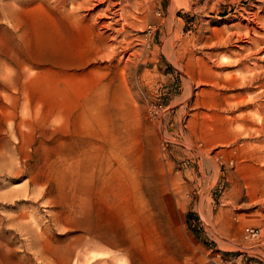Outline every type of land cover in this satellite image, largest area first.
<instances>
[{
  "label": "rangeland",
  "instance_id": "obj_1",
  "mask_svg": "<svg viewBox=\"0 0 264 264\" xmlns=\"http://www.w3.org/2000/svg\"><path fill=\"white\" fill-rule=\"evenodd\" d=\"M83 1L0 0V264H264V0Z\"/></svg>",
  "mask_w": 264,
  "mask_h": 264
},
{
  "label": "bare ground",
  "instance_id": "obj_2",
  "mask_svg": "<svg viewBox=\"0 0 264 264\" xmlns=\"http://www.w3.org/2000/svg\"><path fill=\"white\" fill-rule=\"evenodd\" d=\"M93 1L97 2V4L103 5L106 2H109L110 0H93ZM89 2H90L89 0H85L80 4H77L75 8H71L72 9L71 16L73 15L74 17H76V13L81 9H85L86 6H90V11H93V5H90ZM117 4L116 3L115 4H112V3L108 4L106 10L105 11L102 10L103 14L97 15V19H104L106 17V13H109V11L111 9L115 8L116 7L115 5H117ZM95 6H97V5H94V8H95ZM99 13H101V12H99ZM111 15L115 16V17L120 16L118 10L114 11V13H112ZM83 20L87 21V16H84ZM253 37L255 39L253 41V43L247 45L248 48L247 47L245 48V50H247L249 53L247 54V56L244 59L240 60L238 62V64H240V63L243 64L242 63L243 60L245 61L247 58H250L253 55L258 57L256 60L260 64H253V65H251L252 67H250V66L244 67L245 73L241 77V81H242V84H241L242 88L241 89H243V91H245V93L243 95L239 94L237 96H231L229 99L230 101L227 103V108H228L229 112L232 114H235L236 112H238L237 107H239V105L242 102H244V100H242L241 102L236 103L235 100H240L241 98H247L245 101V105H243V107H248L249 111L247 113H245L244 115H239V116L237 115L234 118L229 117L228 118L229 122H227V129L231 130L237 136V138L233 137L231 139L232 141L230 144H236L237 141L241 138L243 140L253 139L255 141L254 146L251 147L249 142L243 143L242 145L244 147H246V146L250 147L249 149H251V151L260 150V151L264 152V144L261 142H257V140L264 137V55H261L262 53H264V46L257 47L259 41L263 40V42H264V37L256 36V35H254ZM48 43L51 46V53H53L52 54L53 56H55L57 51H63V47L59 46L57 43V34H56L55 30L53 32H51L50 39H49ZM255 43L257 46L255 45ZM263 45H264V43H263ZM253 47L257 48V50L252 51ZM112 53L114 54L113 49L110 52V54H112ZM120 53H122V52H120ZM108 58H110V55H108ZM232 100H234V101L232 102ZM236 121L238 123H239V121L240 122L245 121V123L243 125H240V124L236 125ZM261 167H264V163L261 165Z\"/></svg>",
  "mask_w": 264,
  "mask_h": 264
},
{
  "label": "built area",
  "instance_id": "obj_3",
  "mask_svg": "<svg viewBox=\"0 0 264 264\" xmlns=\"http://www.w3.org/2000/svg\"><path fill=\"white\" fill-rule=\"evenodd\" d=\"M246 231L249 232V233H251V235H254V231L253 230H250L249 231V229H247Z\"/></svg>",
  "mask_w": 264,
  "mask_h": 264
}]
</instances>
